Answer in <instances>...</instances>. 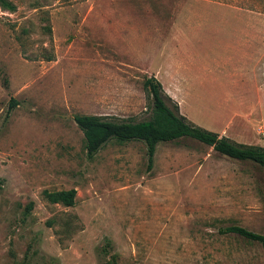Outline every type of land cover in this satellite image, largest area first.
<instances>
[{"label": "rangeland", "instance_id": "1", "mask_svg": "<svg viewBox=\"0 0 264 264\" xmlns=\"http://www.w3.org/2000/svg\"><path fill=\"white\" fill-rule=\"evenodd\" d=\"M0 1V264H264V168L191 137L107 142L76 115L142 121L155 76L193 123L264 147V0ZM258 19V18H257ZM233 27V28H232ZM255 43V44H254ZM77 189L76 204L44 191ZM28 207L29 210H28Z\"/></svg>", "mask_w": 264, "mask_h": 264}, {"label": "trees", "instance_id": "2", "mask_svg": "<svg viewBox=\"0 0 264 264\" xmlns=\"http://www.w3.org/2000/svg\"><path fill=\"white\" fill-rule=\"evenodd\" d=\"M7 7L12 4L0 0ZM144 88L151 97L152 115L142 121H116L97 115H76L75 120L85 136V147L89 157H93L107 142L142 140L147 145L149 166L153 165L157 146L161 142L176 141L191 137L209 146L222 155L233 159L251 160L264 168V147L256 144L238 143L226 135L206 129L190 121L181 114L179 104L165 92L163 84L155 77H147ZM77 189L44 191V197L51 203L66 206L76 204ZM30 207H28L29 210ZM223 233H237L249 240L259 242L264 249V234L249 230L241 225H231L221 230ZM107 264H117L113 256Z\"/></svg>", "mask_w": 264, "mask_h": 264}, {"label": "crops", "instance_id": "3", "mask_svg": "<svg viewBox=\"0 0 264 264\" xmlns=\"http://www.w3.org/2000/svg\"><path fill=\"white\" fill-rule=\"evenodd\" d=\"M241 14L243 15V20L245 19L247 21L246 26L240 24L234 25V23L231 22V26L235 27V30L237 31L234 48L236 50H241L240 48L246 45V43L251 44L253 39L250 38V36H254L255 34L262 36L258 39L261 40L262 44H264V25L261 26L259 22L262 16L255 13L254 11L236 13L239 18L242 16Z\"/></svg>", "mask_w": 264, "mask_h": 264}]
</instances>
